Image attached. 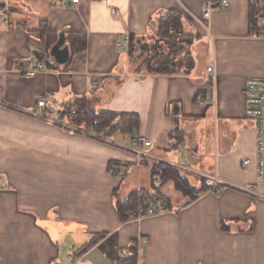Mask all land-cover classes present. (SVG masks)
Masks as SVG:
<instances>
[{
	"label": "crops",
	"instance_id": "0c3cea01",
	"mask_svg": "<svg viewBox=\"0 0 264 264\" xmlns=\"http://www.w3.org/2000/svg\"><path fill=\"white\" fill-rule=\"evenodd\" d=\"M218 1L0 0V264H127L130 246L135 264H264V198L236 188L259 182L245 87L264 77V36L250 25V0H227L204 19V5ZM170 10L184 16L196 65L173 74L143 71L118 43L127 34L153 37ZM43 23L65 37L86 35V48L70 50L65 64L50 52L55 65L27 78L13 64L48 50ZM42 98L43 113L63 112L64 121L89 133L36 116ZM78 99L116 121L122 115L124 126L101 133L77 123L67 110ZM139 134L178 174L158 176L171 210L134 221L120 216L118 204L139 189L152 192L155 177L152 164L138 165L123 147ZM195 172L232 184L196 198L210 181ZM180 179L188 188L178 187Z\"/></svg>",
	"mask_w": 264,
	"mask_h": 264
},
{
	"label": "built area",
	"instance_id": "2783aa9c",
	"mask_svg": "<svg viewBox=\"0 0 264 264\" xmlns=\"http://www.w3.org/2000/svg\"><path fill=\"white\" fill-rule=\"evenodd\" d=\"M67 3H70L71 5H77L80 3V0H63ZM227 7L229 6V3L227 0H222L218 2H208L204 5L203 8V17L206 20H209L211 17V13L214 10L215 7ZM262 15L260 20V26H262V30L259 33V35L264 36V3H262ZM115 13V11H113ZM170 35L172 36H181L183 35V31H177L175 29L170 30ZM131 43V35L127 34L124 36L122 41L118 43V46L124 50H128ZM13 68L22 73L27 78H33L41 71L46 70V63L41 58H35V59H28L24 61L21 64H13ZM207 72L212 75V78L216 77V70H215V64H210L207 66ZM245 105H246V116L247 118L251 119L256 127L257 132V165H258V178L259 182L257 183H247L245 185H240L236 187L240 191L255 195L257 197L264 198V194L260 193L259 191V183H264V77H252L249 78L246 82L245 87ZM201 104L204 103L203 97H200ZM38 109L34 111V114L38 117H41L43 119H47L48 121L52 123L62 124L66 127H69L73 129L74 131H80L83 133H89L87 130L83 129L82 127H79L78 125L74 123H70L67 121H64L63 112L60 113L57 117L51 118L48 114H45L42 112V109H46L48 106L46 99L42 98L38 102ZM48 108V107H47ZM67 113L71 115L76 114V109H69L67 110ZM93 126H98L97 120L93 122ZM94 136H99V134L91 133ZM184 145H180V147L183 149ZM123 147L132 152L136 157L138 161V165L145 166L152 164L153 166L155 164L164 163L165 161L162 159L157 158L155 155L151 153V149L153 147V142L145 135H137L132 143L129 145H123ZM170 164L171 163H167ZM250 163V160L247 159L245 161V164L248 165ZM174 167L183 170V171H191L189 167H184L180 165H173ZM112 172L117 175H123L122 171L118 168H112ZM197 173L201 178L207 179L210 181L209 187H207L204 190H197L195 192L196 198L201 197L204 194L207 193H220L221 186L223 185H229L232 183H229L223 179H221L218 175H208L201 172H195ZM153 191L148 192L146 189H139L138 190V205L135 209L129 212V218L134 221H142L145 218L148 217H155L159 216L165 213H168L171 209L168 207V200L166 196L162 193V187H163V181L160 177L156 176L153 180ZM141 243L144 245L147 243L146 238L141 239ZM139 250V248H138ZM128 249H123L122 255L126 256L128 255ZM70 260L75 261L73 256L69 257ZM77 263V262H76Z\"/></svg>",
	"mask_w": 264,
	"mask_h": 264
},
{
	"label": "trees",
	"instance_id": "16d2710c",
	"mask_svg": "<svg viewBox=\"0 0 264 264\" xmlns=\"http://www.w3.org/2000/svg\"><path fill=\"white\" fill-rule=\"evenodd\" d=\"M262 3L264 0H250V25L253 31L257 34L261 32L263 29L260 26V20L262 15ZM264 19V18H263ZM184 16L178 10H170L167 14L158 21L157 32L151 39L153 41L152 44L147 45L146 52H149L147 56V60L145 62L146 69L150 73H158V74H173L180 72L181 69L186 70V72H190L195 67V60L189 51V47L193 43V39L191 36L187 34H183L181 36H172L170 35V30L175 29L177 31H182L184 29ZM41 39L47 45V51L42 53L40 58L46 63V65L51 64V66L55 65L51 63L49 60L50 51L52 47L56 45L60 38V33L51 30L48 27V24L43 23L40 28ZM66 41L70 44V50L74 54L78 51H83L86 48L87 40L86 35L81 33H70L67 35ZM138 38L134 35L131 36V43L129 48V56L134 60L133 54L134 51L137 50V40ZM147 39V38H140ZM67 45V44H66ZM145 48V45L142 46V49ZM182 56V57H179ZM182 58V59H181ZM135 61V60H134ZM69 109H76V114L73 115L77 123L86 124V126L93 124L95 120L98 122L97 129L102 132H111L113 130H117L123 124L122 115H120L119 121H116L113 115L108 113H97L90 111L87 108L86 101L84 99H78L71 104ZM131 118H135V114L127 115ZM129 120V119H128ZM132 121V119H131ZM131 123V122H130ZM124 126V124H123ZM126 126V125H125ZM133 127L132 124L128 125ZM177 172L166 165L159 163L155 164L152 167L151 175L152 177L161 176V178H168L169 176L175 177L177 176ZM179 188L187 187L184 183V179H180L177 183ZM205 189L203 186L202 190ZM163 193V192H162ZM168 200V207L170 206L169 196L163 193ZM138 205V195L137 192H133L130 196L123 202L118 204V212L123 219L129 218V212L135 209ZM131 254L128 256L129 258L125 259L127 264H135L136 262V250L130 246Z\"/></svg>",
	"mask_w": 264,
	"mask_h": 264
},
{
	"label": "water",
	"instance_id": "95a60500",
	"mask_svg": "<svg viewBox=\"0 0 264 264\" xmlns=\"http://www.w3.org/2000/svg\"><path fill=\"white\" fill-rule=\"evenodd\" d=\"M50 52L58 64H65L69 61L70 49L66 45V37L64 33L60 34V38L58 42L56 43L54 47H52ZM36 55L37 57H39L38 53H36Z\"/></svg>",
	"mask_w": 264,
	"mask_h": 264
},
{
	"label": "rangeland",
	"instance_id": "374dc122",
	"mask_svg": "<svg viewBox=\"0 0 264 264\" xmlns=\"http://www.w3.org/2000/svg\"><path fill=\"white\" fill-rule=\"evenodd\" d=\"M152 37H150L149 39H140L138 38L137 40V50L134 51V54H133V57H134V60L135 62L138 64V66L141 68V70L143 71H147V67L145 65V62L147 60V56L149 55V52H146L147 50V45L148 48L150 47V44L153 43ZM145 45V48L142 49V46ZM179 57H182V56H179ZM146 59V60H145ZM182 59V58H181ZM137 70V69H136ZM120 136V135H117V137ZM176 169V168H175ZM178 170V169H177ZM179 171V170H178ZM167 181V179H166ZM175 197V196H174Z\"/></svg>",
	"mask_w": 264,
	"mask_h": 264
}]
</instances>
